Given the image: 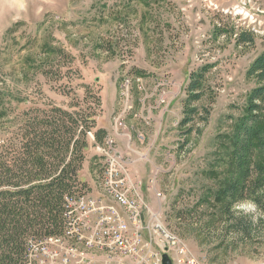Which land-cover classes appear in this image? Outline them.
I'll return each mask as SVG.
<instances>
[{
  "label": "rangeland",
  "instance_id": "374dc122",
  "mask_svg": "<svg viewBox=\"0 0 264 264\" xmlns=\"http://www.w3.org/2000/svg\"><path fill=\"white\" fill-rule=\"evenodd\" d=\"M261 54L264 0H0V144L24 141L28 120L55 106L82 111L107 135L87 134L73 192L103 185L97 145L115 141L147 205L200 263L264 264L257 206L225 214L221 198ZM127 77L132 108L121 127ZM240 221L254 225L243 232Z\"/></svg>",
  "mask_w": 264,
  "mask_h": 264
},
{
  "label": "trees",
  "instance_id": "16d2710c",
  "mask_svg": "<svg viewBox=\"0 0 264 264\" xmlns=\"http://www.w3.org/2000/svg\"><path fill=\"white\" fill-rule=\"evenodd\" d=\"M241 36V40H252L247 34ZM248 75L256 77L260 85L251 92L247 114L237 127L233 149L236 169L222 188L221 198L225 214L235 204L252 201L263 219L264 161L254 160V154L257 149L264 152V54L252 63ZM192 76L189 91L196 100L204 72ZM81 112L55 106L28 120L24 141L0 144V264H26L30 237L62 231L64 199L74 191L85 138L92 132L103 142L107 135L104 128H96L92 117L82 119ZM189 120L186 117L182 124ZM243 224L239 222L243 232L254 225L252 221L247 227Z\"/></svg>",
  "mask_w": 264,
  "mask_h": 264
},
{
  "label": "built area",
  "instance_id": "2783aa9c",
  "mask_svg": "<svg viewBox=\"0 0 264 264\" xmlns=\"http://www.w3.org/2000/svg\"><path fill=\"white\" fill-rule=\"evenodd\" d=\"M132 83L130 77L125 79L127 103L116 119L121 127L132 108ZM97 146L107 160L103 185L65 196L62 231L31 240L26 264H163L165 253L173 264H202L147 205L115 141Z\"/></svg>",
  "mask_w": 264,
  "mask_h": 264
},
{
  "label": "water",
  "instance_id": "95a60500",
  "mask_svg": "<svg viewBox=\"0 0 264 264\" xmlns=\"http://www.w3.org/2000/svg\"><path fill=\"white\" fill-rule=\"evenodd\" d=\"M163 264H173L170 256L167 253L163 255Z\"/></svg>",
  "mask_w": 264,
  "mask_h": 264
},
{
  "label": "crops",
  "instance_id": "0c3cea01",
  "mask_svg": "<svg viewBox=\"0 0 264 264\" xmlns=\"http://www.w3.org/2000/svg\"><path fill=\"white\" fill-rule=\"evenodd\" d=\"M10 18H11V17H9V15L6 16V24H7V25H10ZM7 22H8V23H7Z\"/></svg>",
  "mask_w": 264,
  "mask_h": 264
}]
</instances>
